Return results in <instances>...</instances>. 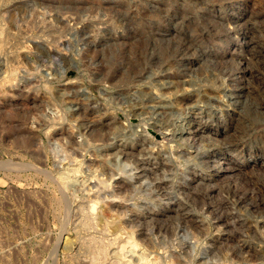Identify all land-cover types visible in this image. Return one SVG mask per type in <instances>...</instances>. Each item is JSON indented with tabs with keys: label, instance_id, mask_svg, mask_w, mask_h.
Returning a JSON list of instances; mask_svg holds the SVG:
<instances>
[{
	"label": "rangeland",
	"instance_id": "1",
	"mask_svg": "<svg viewBox=\"0 0 264 264\" xmlns=\"http://www.w3.org/2000/svg\"><path fill=\"white\" fill-rule=\"evenodd\" d=\"M112 262L264 264V0H0V264Z\"/></svg>",
	"mask_w": 264,
	"mask_h": 264
},
{
	"label": "bare ground",
	"instance_id": "2",
	"mask_svg": "<svg viewBox=\"0 0 264 264\" xmlns=\"http://www.w3.org/2000/svg\"><path fill=\"white\" fill-rule=\"evenodd\" d=\"M54 3H55V2H54ZM48 23H49V22H48ZM50 31H51V30H50ZM56 32H57V31H56ZM8 48H9V47H8ZM52 48H53V47H52ZM19 50H21V49H19ZM23 50H24V49H23ZM58 51H60V50H58ZM28 54H29V53H28ZM3 55H4V54H3ZM16 55H17V54H16ZM14 56H15V55H14ZM12 57H13V56H12ZM9 64H10V63H9ZM25 67H26V66H25ZM7 71H8V70H7ZM36 71H37V70H36ZM9 74H10V73H9ZM7 75H8V74H7ZM250 76H251V75H250ZM9 77H10V76H9ZM8 79H9V78H8ZM5 82H6V81H5ZM6 84H7V83H6ZM10 86H11V85H10ZM128 129H129V128H128ZM145 133H146V132H145ZM120 134H121V133H120ZM119 141H120V140H119ZM177 141H178V140H177ZM122 144H123V143H122ZM79 163H80V161H79ZM79 163H78V164H79ZM7 165H9V164H7ZM81 165H82V164H81ZM68 166H69V165H68ZM34 167H35V166H34ZM75 168H76V167H75ZM79 169H80V167H79ZM70 170H71V169H70ZM38 171H39V170H38ZM45 173H46V172H45ZM62 173H63V171H62ZM65 175H66V174H65ZM59 176H60V175H59ZM68 176H69V175H68ZM65 178H66V177H65ZM59 182H61V181H59ZM57 187H58V186H57ZM36 190H37V189H36ZM96 190H97V189H96ZM104 198H105V197H104ZM92 203H93V202H92ZM87 204H88V203H87ZM93 205H96V204L93 203V204H92V207H93ZM83 206H84V205H83ZM100 209H101V208H100ZM110 209H111V208H110ZM110 211H111V210H110ZM85 212H86V211H85ZM111 212H114V211H111ZM95 214H96V213H95ZM105 214H106V213H105ZM89 215H90V214H89ZM81 216H82V215H81ZM91 216H93V214H91ZM113 216H114V215H113ZM120 216H121V215H120ZM123 216H124V215H123ZM84 217H85V215H84ZM84 217H83V218H84ZM87 217H89V216H87V214H86V218H87ZM104 217H105V216H104ZM64 218H65V217H64ZM94 218H95V217H94ZM91 219H92V218H91ZM111 219H112V218H111ZM89 220H90V219H89ZM95 220H96V219H95ZM97 220H99V219H97ZM119 220H120V218H119ZM82 221H83V220H82ZM91 221H92V220H91ZM107 221H108V220H107ZM107 221H106V222H107ZM79 222H80V221H79ZM84 222H85V221H84ZM86 222H87V221H86ZM95 222H96V221H95ZM106 222H105V223H106ZM117 222H118V221H117ZM117 222H116V223H117ZM91 223H92V222H91ZM108 223H109V222H108ZM108 223H107V224H108ZM112 223L114 224V222H112ZM95 224H96V223H95ZM117 224H118V223H117ZM119 225H120V224H119ZM124 226H125V225H124ZM110 227H111V226H110ZM120 227H121V226H120ZM77 228H78V227H77ZM113 228H115V227H113ZM117 228H118V227H117ZM80 229H81V228H80ZM87 229H88V228H87ZM95 229H96V228H95ZM118 229H120V228H118ZM126 229H127V227H126ZM129 229H130V228H129ZM76 230H77V229H76ZM84 230H85V229H84ZM90 231H91V230H90ZM106 231H107V230H106ZM108 231H109V230H108ZM123 231H124V230H123ZM78 232H79V231H78ZM112 232H113V231H112ZM130 232H131V231H130ZM88 233H89V232H88ZM132 233H133V232H132ZM89 234H90V233H89ZM114 234H116V233H114ZM128 234H129V233H128ZM84 235H85V234H84ZM94 235H95V234H94ZM118 235H119V233H118ZM78 236H79V235H78ZM80 236H81V235H80ZM92 236H93V235L91 234V237H92ZM110 236H111V235H110ZM75 237H76V236H75ZM84 237H85V236H84ZM84 237H83V238H84ZM95 237H96V236H95ZM116 237H117V236H116ZM73 238H74V237H73ZM73 238H72V239H73ZM77 238H78V237H77ZM79 238H80V237H79ZM96 238H97V237H96ZM96 238H94V239H96ZM98 238H99V237H98ZM117 238H118V237H117ZM121 238H122V237H121ZM92 239H93V238H92ZM118 239H119V238H118ZM81 240H83V239H81ZM84 240H86V239H84ZM86 241L88 242V240H86ZM94 241H95V240H94ZM100 242H101V241H100ZM108 242H109V240H108ZM120 242H121V241H120ZM138 242H139V241H138ZM154 242H155V241H154ZM81 243H82V242H81ZM84 243H85V242H84ZM103 243H104V242H103ZM123 243H125V241H124ZM43 244H44V243H43ZM110 244H111V243H110ZM120 244H121V243H120ZM85 245H86V244H85ZM113 245H114V244H113ZM91 246H92V245H91ZM129 246H130V245H129ZM119 247H120V245H119ZM121 247H123V246H121ZM84 248H85V247H84ZM140 248H141V247H140ZM70 249H71V248H70ZM90 249H91V248H90ZM117 249H118V247H117ZM119 249H120V248H119ZM123 249H124V247H123ZM123 249H122V250H123ZM85 250H86V249H85ZM95 250H96V249H95ZM100 250H101V249H100ZM111 250H112V249H111ZM126 250H127V249H125V251H126ZM150 250H151V249H150ZM134 251H135V250H134ZM153 251H154V250H153ZM105 252H106V251H105ZM121 252L126 253V252H124V251H121ZM128 252H130L129 249H128ZM128 252H127V253H128ZM249 252H250V251H249ZM84 253H85V252H84ZM134 253H135V252H134ZM139 253H140V252H139ZM147 253H148V252H147ZM147 253H146V254H147ZM92 254H93V253H92ZM115 254H116V253H115ZM128 254H129V253H128ZM137 254H138V253H137ZM150 254H151V253H150ZM122 255H123V254H122ZM155 255H157V254L155 253ZM94 256H96V255H94ZM120 256H121V255H120ZM157 256H158V255H157ZM150 257H151V256H150ZM154 257H156V256H154ZM85 258H86V257H85ZM91 258H93V257H91ZM148 258H149V257H148ZM152 258H153V257H152ZM156 258H157V257H156ZM164 258H165V257H164ZM89 259H90V258H89ZM130 259H131V258H130ZM139 259H140V258H139ZM109 260H110V259H109ZM133 260H134V259H133ZM137 260H138V259H137ZM137 260H136V261H137ZM119 261H120V259H119ZM130 261H132V259H131ZM144 261H145V260H144ZM162 261H163V260H162ZM162 261H161V262H162ZM94 262H95V261H94ZM107 262H108V261H107ZM139 262H140V261H139ZM146 262H147V261H146ZM159 262H160V260H159ZM164 262H165V261H164ZM164 262H163V263H164ZM96 263H97V262H96ZM112 264H113V262H112ZM114 264H115V263H114ZM116 264H117V263H116ZM143 264H144V263H143ZM154 264H155V262H154Z\"/></svg>",
	"mask_w": 264,
	"mask_h": 264
}]
</instances>
